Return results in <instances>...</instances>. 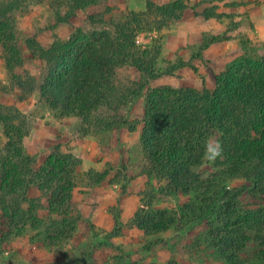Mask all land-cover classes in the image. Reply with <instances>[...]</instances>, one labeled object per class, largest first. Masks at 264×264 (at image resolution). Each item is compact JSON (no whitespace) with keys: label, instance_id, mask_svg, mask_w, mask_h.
Returning <instances> with one entry per match:
<instances>
[{"label":"trees","instance_id":"1","mask_svg":"<svg viewBox=\"0 0 264 264\" xmlns=\"http://www.w3.org/2000/svg\"><path fill=\"white\" fill-rule=\"evenodd\" d=\"M29 1L34 0H0L3 58L24 91H33L37 82L27 83L17 73L24 59L13 14ZM105 1L67 2V11L57 13L55 26L67 24L78 10ZM188 7L185 0L162 5L147 0L146 11H132L118 22L91 15L90 29L77 28L68 41H56L49 48L30 38L48 66L37 87L40 100L57 118H78L77 133L87 137L128 125L133 104L147 89L140 136L147 159L143 172L164 179V197L193 191L195 198L177 209H156L151 202L124 225L116 217L117 227L107 235H120L125 226L137 227L146 235L173 229L180 237L205 224V238L213 243L219 260L264 264V53L260 54L259 46L244 44V53L215 76L212 89L148 88L152 80L186 63L170 62L161 68L162 43L141 45L138 33L180 20ZM127 66L138 71L137 80L124 79L121 71ZM1 125L7 142L0 140V244L34 230L45 245L61 246L76 234L82 219L73 200L82 160L58 144L38 163L24 144L29 117L16 107L0 104ZM208 138L219 140L223 147L214 162L202 158ZM91 173L87 172L89 178ZM236 177L249 184L228 187L227 180ZM32 189L40 195L31 197ZM244 194L256 202L244 203ZM44 198L47 205L42 203ZM41 210H47V216H41ZM105 245L115 247L112 242ZM90 259L82 255L77 261L85 264Z\"/></svg>","mask_w":264,"mask_h":264},{"label":"rangeland","instance_id":"2","mask_svg":"<svg viewBox=\"0 0 264 264\" xmlns=\"http://www.w3.org/2000/svg\"><path fill=\"white\" fill-rule=\"evenodd\" d=\"M71 1L34 0L14 12L18 46L24 59V64L17 69V73L25 82L36 80L38 87L48 73L47 63L39 57L38 49L29 41L30 38H35L38 43L49 48L56 41H68L77 28L90 29L91 15L101 14L109 22H118L132 11H146L147 2L143 0L142 6L140 0H106L99 5L90 6L87 10H78L67 24L55 26L57 13L61 11L64 14L67 11V2ZM153 1L162 5L173 0ZM185 2L192 7L195 14L198 13V16L182 17L166 27L160 29L151 27L138 33L137 42L141 45H150L156 40L162 43L161 68H166L170 62L186 63L181 68L173 70L172 74L152 80L148 88L174 86L197 90L204 87L212 89L215 85V76L233 59L244 53V44L259 46L260 54L264 53V47L260 46L264 44V37L261 41H256L258 37L249 35L253 27L248 12L250 6L245 9L246 11L238 13L239 0H185ZM225 4L229 5L227 7H230V11L222 9L218 13L217 9L225 8ZM208 12H217L221 16L210 20L202 15ZM211 40L215 41L205 46ZM170 41V50L172 46H179L177 52L180 55L175 61L168 60L164 54V48L166 46L169 48ZM2 47L0 43V104L3 108L16 107L29 117L30 130L24 140L27 151L37 157L38 163H43L58 144L64 152H72L70 147L64 145L72 139V135L82 137L77 133L79 119L76 117L66 119L73 132L69 131L68 136L64 137L58 118L41 102L39 89L36 87L33 91H24L18 87L6 68ZM121 74L125 80L130 81L137 80L139 76L136 69L128 66L122 69ZM146 92L147 89L133 104L128 125L96 137L95 140L101 144V149L92 156V160L95 164L98 163V166L80 171L82 176L77 182V186L91 188L117 184L115 190L119 194L118 201L110 207V211L114 220L116 221L117 217L123 225L133 218L132 216L128 222H123L124 210H127L125 215L128 216L134 207L137 212L140 208L147 209L151 202H155L156 209H177L186 202L193 201L196 193L179 192L164 197V179L143 172L147 159L140 145V136ZM0 140L3 143L7 142L2 125ZM90 170L93 171L91 178L87 175ZM102 174L106 175L105 179ZM247 184L248 181L243 177L227 180V186L230 188H241ZM33 192V189L30 190L31 197L39 196ZM101 193L102 190L98 189L97 199H100ZM42 201L47 205L45 198ZM243 202L256 201L255 198L244 194ZM40 214L47 216L48 212L41 210ZM81 221L82 219L79 225ZM84 222L86 229L81 237L84 239L88 237L89 242L84 245L83 250L74 246L70 241L72 238L61 246L45 245L39 240L41 236L37 235V231L28 230L25 234L0 244V264H80L77 260L82 255L84 258H88V255L91 257L89 263L85 264H225L219 260L211 240L205 238L204 232L207 229L205 224L180 237L175 235L173 229L156 235H146L143 231L132 233L125 226L120 235L108 236L107 234L115 231L117 223L112 229L107 230L97 227L91 221ZM106 242H112L115 247L105 245Z\"/></svg>","mask_w":264,"mask_h":264},{"label":"crops","instance_id":"3","mask_svg":"<svg viewBox=\"0 0 264 264\" xmlns=\"http://www.w3.org/2000/svg\"><path fill=\"white\" fill-rule=\"evenodd\" d=\"M239 4H237V7H239V12L241 13L243 11H246L245 9L250 6L249 17L251 20V24H253V27H251V33L249 32L250 36L258 37L256 41H261L262 37H264V0H239ZM143 6V0H140L139 2ZM228 4H225V8H219L217 9V12L219 13L220 10L224 9V11H230V7H227ZM229 6V5H228ZM143 8V7H142ZM190 15H197L195 14L192 7H188L184 11L183 17H187ZM213 17H209L210 20H212ZM243 29V27H241ZM240 29V30H241ZM261 45V44H260ZM264 45V44H262ZM164 48V54L168 60L175 61L176 57H178L180 54L177 52L178 45L172 46V50H170L171 41L170 44ZM241 47V46H240ZM68 118H58L59 125H62L61 130L63 131V136L67 137L68 132L72 131V128L69 127V125L66 122V119ZM56 121L57 119H53ZM113 132V131H112ZM109 132V133H112ZM96 137H100V134L98 135H89L87 137H78L77 135H72V139L64 145V147H70V150L72 153L80 158L82 160V164L79 167V171H85L90 167L98 166V163L95 164L92 160V156L95 155V153L101 149V144H99ZM116 186H118L116 184ZM115 185L108 184V186H100V187H83V186H77L74 194H73V200L78 204V207L80 209V213L82 215V221L80 225L78 226V231L76 234L72 237L70 240L72 243H74V246H78L79 248L84 249V245L86 246L89 242V238H82L83 232H85L86 224L84 220L91 221L93 224H95L97 227L102 229L110 230L114 227L116 221L114 220V216H112V213L110 211V207H112L115 202L118 201V191H116ZM109 188V190H108ZM102 190L103 193L99 195L100 199H97V190ZM34 195L38 196L40 195V192L36 189H33ZM114 201H113V199ZM112 199V201H111ZM108 200V201H107ZM107 201V202H106ZM129 209V208H128ZM127 210H124L122 221L128 222V220L134 215L136 212V207L133 208L132 212L127 216L125 215ZM41 215V214H40ZM129 231L132 233H135V231H142L138 229L137 227H126ZM33 249L35 247H32ZM76 248V247H75ZM30 252V249L28 250Z\"/></svg>","mask_w":264,"mask_h":264},{"label":"clouds","instance_id":"4","mask_svg":"<svg viewBox=\"0 0 264 264\" xmlns=\"http://www.w3.org/2000/svg\"><path fill=\"white\" fill-rule=\"evenodd\" d=\"M223 147L219 140L208 138L205 140L203 159L214 162L218 157L222 156Z\"/></svg>","mask_w":264,"mask_h":264}]
</instances>
